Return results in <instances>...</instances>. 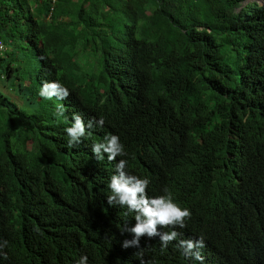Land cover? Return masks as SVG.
Segmentation results:
<instances>
[{
    "label": "trees",
    "instance_id": "obj_1",
    "mask_svg": "<svg viewBox=\"0 0 264 264\" xmlns=\"http://www.w3.org/2000/svg\"><path fill=\"white\" fill-rule=\"evenodd\" d=\"M243 1L0 0V85L21 101L0 90V264H264V5ZM71 35L92 57L68 66L81 63L88 82L68 79ZM107 72L141 76L140 99L97 95ZM46 81L69 102L41 97ZM74 114L93 126L69 147ZM112 134L149 196L168 189L192 213L160 229L180 234L167 248L147 235L122 246L135 213L108 203L116 170L92 152ZM190 236L204 238L203 263L178 247Z\"/></svg>",
    "mask_w": 264,
    "mask_h": 264
},
{
    "label": "clouds",
    "instance_id": "obj_2",
    "mask_svg": "<svg viewBox=\"0 0 264 264\" xmlns=\"http://www.w3.org/2000/svg\"><path fill=\"white\" fill-rule=\"evenodd\" d=\"M248 4H255L257 6H263L264 0H244L241 3L243 8ZM5 50V46L0 44V52ZM60 51L65 55H70L68 59L67 67L69 69L67 75L71 82L90 81L92 74L87 69L83 68L80 64L73 67H69L68 63L76 59L92 57L91 54H86L83 51V43L80 42L75 35L63 37L61 40ZM132 51V50H131ZM93 58L85 61L88 63ZM84 63V62H82ZM154 67H144L143 75L144 82L150 89L152 97H160L161 92L156 91L151 87V76ZM101 70L104 71L102 68ZM109 77L104 83L103 87L99 84H94L91 87L97 95H102L103 99L108 102H132L134 98L140 99V89L144 87V83L139 74L138 80H132L131 78L119 74H112L107 72ZM111 87L110 94L106 90L105 86ZM83 91L84 87L79 88ZM75 90V89H74ZM76 94H79L75 90ZM109 94V96H108ZM39 95L45 99L58 98L63 102H69L70 91L60 81L44 82ZM17 102H21L19 99ZM103 102V100H102ZM58 115L64 114V106H57ZM73 123L71 127L66 129V133L69 137L68 146L73 147L81 143L82 138L86 135V128L93 126V121H89L85 124L83 117L80 114L73 115ZM98 126H103L104 119L101 117L95 121ZM92 152L95 154L98 160H102L108 164L110 168L116 170V173L111 176L110 182L106 183V189L111 190V195L108 196V203L110 205H119L120 207H126L128 212L135 213V226L126 227L124 231L133 234V239L125 240L123 247L128 248L131 246L139 247L141 237L147 235L149 238L159 237L162 248H167L169 243L177 240L180 235L177 231L170 232L160 231L161 228H167L169 226L183 228L186 226V219H191V211L188 208H182L177 203L172 193L165 189V195L149 196L147 189L150 184L148 178H141L138 175L131 173L128 168V162L126 157L130 154V151L123 140V144L120 141L118 135L112 134L105 137L103 143H95L92 146ZM134 158V157H133ZM182 236H185L184 230L181 231ZM7 244V241L3 242V247ZM178 247L181 248L182 254L186 257L192 258L193 263H203L205 261V254H201L199 249L205 247L204 238L196 239L195 236L187 237V240H179ZM7 259V254L0 252ZM76 264H88V257L82 256ZM141 264H144L142 261Z\"/></svg>",
    "mask_w": 264,
    "mask_h": 264
},
{
    "label": "rangeland",
    "instance_id": "obj_3",
    "mask_svg": "<svg viewBox=\"0 0 264 264\" xmlns=\"http://www.w3.org/2000/svg\"><path fill=\"white\" fill-rule=\"evenodd\" d=\"M0 90H1L2 92H4L6 95L9 94L14 100L18 101V98H15L14 95H11L6 89H4V88L2 87V85H0Z\"/></svg>",
    "mask_w": 264,
    "mask_h": 264
}]
</instances>
